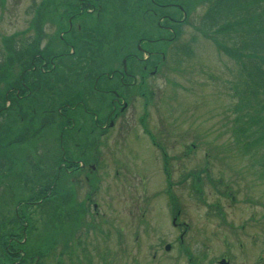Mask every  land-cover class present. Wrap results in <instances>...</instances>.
<instances>
[{
  "label": "rangeland",
  "instance_id": "1",
  "mask_svg": "<svg viewBox=\"0 0 264 264\" xmlns=\"http://www.w3.org/2000/svg\"><path fill=\"white\" fill-rule=\"evenodd\" d=\"M79 1L0 0V264H264V145L242 132L226 41L238 18L205 30L218 0L184 15L149 0L77 15ZM124 61L135 100L109 117L92 74Z\"/></svg>",
  "mask_w": 264,
  "mask_h": 264
},
{
  "label": "trees",
  "instance_id": "2",
  "mask_svg": "<svg viewBox=\"0 0 264 264\" xmlns=\"http://www.w3.org/2000/svg\"><path fill=\"white\" fill-rule=\"evenodd\" d=\"M226 11L233 12L232 15L238 18L239 29H242V32L238 29L226 39L236 48L234 53L240 56L237 59L240 87L236 83L234 95L240 106L247 102L250 105L246 111L238 114V118L244 123L242 132L254 134L263 140L264 145V0H218L205 13L204 29L213 30V24H217V20L222 21ZM206 22L208 28L205 26ZM242 56L246 58L243 59ZM0 94L6 101V94ZM4 240L6 243V239ZM21 257L17 259L20 260Z\"/></svg>",
  "mask_w": 264,
  "mask_h": 264
},
{
  "label": "flooded vegetation",
  "instance_id": "3",
  "mask_svg": "<svg viewBox=\"0 0 264 264\" xmlns=\"http://www.w3.org/2000/svg\"><path fill=\"white\" fill-rule=\"evenodd\" d=\"M149 2L151 4H153V5H155V6H161V7L167 6V9H166L167 11H169V12L175 11L176 14H178V15H184L185 12H186V6H188L187 4H184L185 0L183 2L179 1L177 3H173V4L171 3V4H168V5H162V4L158 3V2H156L155 0H149ZM86 5H87V1L86 0H80L79 1V5H76V9L79 10L77 15L82 13V11L85 9ZM86 12H88V10ZM150 12H151V15L154 14V12H152V11H150ZM73 15H71V18L73 17ZM164 16L167 17V15H165V14H164ZM169 20H170V22H175V19L172 18V17H170ZM70 21L71 20H69V23H70ZM177 21L178 20H176V22ZM157 26L159 28H161L162 31H164V30L167 31V29L169 28V27L166 28L165 26H162L160 20L158 21ZM62 38H63V36H62V33H61L60 39H62ZM138 50L141 51L142 54H146L147 60H149L151 58V53L149 51H147L146 49H142V47L139 46ZM147 60L144 61V62H147ZM38 62L41 63L40 69L42 68V69L46 70L48 68H50V69L53 68L52 67L53 62H54L53 60H48L47 61V59L42 56V57H39ZM125 62L126 61H124V63H123V70L121 72L118 71V69H114L112 71L111 68H110V71H107V72L103 71L105 73H109L108 74L109 76L104 81L101 80V73L100 72L97 73L96 75H95V73L92 74L93 79H94L93 89L97 93L99 92V95H104L105 94L104 96L107 97L108 103L102 105V108H103L104 112L105 111L106 112H108V111L111 112L109 114V117H111V114L113 112H115L114 109H116L117 107L123 108L125 105L129 106L130 103L132 104L133 101L135 100L132 97L131 94H126L128 89H126L125 86L126 85H131V84H133V85L136 84V78L137 77H136V75H133L132 72H129V70H131V69L126 67ZM49 65H50V67H48ZM47 72L50 73V70H47ZM47 72H43V74H46ZM151 72L153 73L154 71H151ZM102 74H104V73H102ZM126 80L127 81H131V82L130 83L125 82ZM123 85H125V86H123ZM78 103L82 104L81 101H79ZM70 109H72V108H70ZM62 110H63V107H60L59 112L63 116L62 117L63 121L65 123L73 122L74 121L73 120L74 115H71L70 113L62 112ZM85 111H88V109H85ZM107 121L109 122V119H107ZM106 122H104L103 125H100V127L104 126L106 124ZM95 125H96V123H95ZM62 159H63V162H70V160L66 159L64 155H63ZM85 163H86V161L72 160L71 161V165H70L71 172H73V171L77 172L80 169H83L84 168L83 165H85ZM73 181L76 182L75 180H73ZM52 188H56V183H54ZM31 204H33V203H31Z\"/></svg>",
  "mask_w": 264,
  "mask_h": 264
},
{
  "label": "water",
  "instance_id": "4",
  "mask_svg": "<svg viewBox=\"0 0 264 264\" xmlns=\"http://www.w3.org/2000/svg\"><path fill=\"white\" fill-rule=\"evenodd\" d=\"M166 249H168V248H166Z\"/></svg>",
  "mask_w": 264,
  "mask_h": 264
}]
</instances>
